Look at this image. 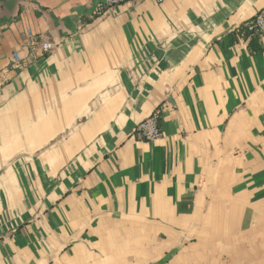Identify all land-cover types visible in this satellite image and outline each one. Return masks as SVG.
<instances>
[{"label": "crops", "instance_id": "0c3cea01", "mask_svg": "<svg viewBox=\"0 0 264 264\" xmlns=\"http://www.w3.org/2000/svg\"><path fill=\"white\" fill-rule=\"evenodd\" d=\"M48 1L0 0V264H264V0Z\"/></svg>", "mask_w": 264, "mask_h": 264}, {"label": "built area", "instance_id": "2783aa9c", "mask_svg": "<svg viewBox=\"0 0 264 264\" xmlns=\"http://www.w3.org/2000/svg\"><path fill=\"white\" fill-rule=\"evenodd\" d=\"M133 0H104L97 13L101 10L115 7L117 5L127 3ZM162 3L164 0H157ZM244 28L251 34H257L264 40V9L258 12L252 19L244 23ZM26 45L30 49V55L24 60L23 66L32 64L39 57L51 53L56 44L50 40H42L39 35H29L26 40ZM13 60L17 68H21L19 57L14 56ZM162 116V109H156L147 119L141 122L134 131V137L138 140L146 142H155L164 136V132L160 126V118Z\"/></svg>", "mask_w": 264, "mask_h": 264}, {"label": "trees", "instance_id": "16d2710c", "mask_svg": "<svg viewBox=\"0 0 264 264\" xmlns=\"http://www.w3.org/2000/svg\"><path fill=\"white\" fill-rule=\"evenodd\" d=\"M103 12V10H101L99 13H97L96 15H94V19L97 18L98 16H100V14ZM249 37H251V47H252V51L254 53H256L258 50H260V45H259V39L260 38L257 34H251L249 33L244 26L239 27L237 30H235L234 32L228 34L224 40H223V47H231L234 44H236L241 38H245L248 39Z\"/></svg>", "mask_w": 264, "mask_h": 264}, {"label": "water", "instance_id": "95a60500", "mask_svg": "<svg viewBox=\"0 0 264 264\" xmlns=\"http://www.w3.org/2000/svg\"><path fill=\"white\" fill-rule=\"evenodd\" d=\"M34 2H36L37 4H39L42 7L49 6L51 8V10H53L56 13L58 12L57 9L53 8L50 5L48 0H34ZM65 6H66V8L64 10H62L60 13H58V14H60V15L62 14L63 15L69 10V5H65ZM98 8L99 7H97L94 11L96 12L98 10Z\"/></svg>", "mask_w": 264, "mask_h": 264}]
</instances>
